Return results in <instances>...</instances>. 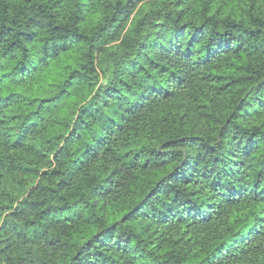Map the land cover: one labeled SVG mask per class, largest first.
Here are the masks:
<instances>
[{"label": "trees", "instance_id": "trees-1", "mask_svg": "<svg viewBox=\"0 0 264 264\" xmlns=\"http://www.w3.org/2000/svg\"><path fill=\"white\" fill-rule=\"evenodd\" d=\"M0 264H264V0H0Z\"/></svg>", "mask_w": 264, "mask_h": 264}]
</instances>
